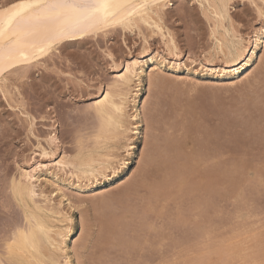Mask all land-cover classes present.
<instances>
[{
  "label": "rangeland",
  "instance_id": "1",
  "mask_svg": "<svg viewBox=\"0 0 264 264\" xmlns=\"http://www.w3.org/2000/svg\"><path fill=\"white\" fill-rule=\"evenodd\" d=\"M12 1L14 0H0V5H6ZM213 1L211 0L212 3H215ZM262 2L260 0H225V10L229 13L230 18L225 20L224 24L230 27L231 34L225 33L224 28L221 26L217 36L223 38V51L227 56L220 53L221 49L215 39L216 35L211 30L215 25V19L209 10V4L204 0H172L170 4L168 3L165 9L166 12L164 11L165 16L162 19L164 32L169 31L171 34L167 33L168 37H166L167 34L163 36L158 31L150 32L149 30L152 29L145 25L128 29L117 26L106 33H100L95 38H88L84 42L59 46L56 48L57 50H53L50 55H46L47 57L40 58L39 62L34 63L27 70H19L14 74H8L7 80L4 83L0 82V101H2L0 102V197H3V199L0 198V204L6 206L4 202H8L7 206H10V210H13L14 207V211L10 213L9 208H6L7 206L2 207L0 205V215H3L0 217L3 222L0 221V223L3 225L6 223L7 228L9 224H16L15 220L17 223H20L22 219V222L24 221L23 208L12 196L10 192L11 183H9L10 179V182H12L17 177L19 178L22 169H31V166L37 162V164H46V162L50 164L51 159H53L51 155L54 154L55 158L64 154L73 157L80 149V143L86 145L89 142L86 146H89L90 143L89 147L95 146V144L92 145L95 142H92L95 135L91 132H94L97 126L100 128V119L97 112H94L95 109L91 103L101 95V89H103V92L107 91L110 86L109 83L112 79L110 84L114 82L117 73L125 71L126 62L138 58L143 61L144 72L141 76L140 85L138 86V80H135L131 85L126 124H128L130 115L134 114L133 99L135 93L139 92V101L136 108L141 113L139 128H143V132L135 134L133 137L138 151L127 161L126 169L124 168L99 184L84 183L82 180H77L72 173V176L70 173L65 172L63 175V171L59 172L53 169V173H58V181L49 175V177H46L42 175L43 173L39 174L41 181L38 182V185L42 187L39 186L38 189L43 190L47 196L50 194L49 197L54 204L58 205L60 203L61 193L65 189L67 190V192H64L66 198L60 209L68 212L73 218V224H70L73 227V232L67 237L68 250L73 248L75 239H80L77 259L81 264H84V262L86 264H98L97 257H94V254L98 251H100V254H102V251L105 253L103 252V256L97 253L96 256L104 258L105 254L108 255L104 258L106 260L103 262L104 264H130L132 260L133 262L136 261V256L140 257L148 254L144 256L148 259L149 256L153 255L145 250V248H148L146 246L148 243L145 242L148 236L144 238V234L141 233L143 236L140 234L143 230L140 229V223L137 224L139 222L137 217L142 209L140 204L145 199V197H141L145 196V187L142 185L144 174L142 170L145 167L142 166H145V162L148 161L147 158L153 154L152 152L157 145L160 144L159 146L164 147V149L166 147V150L169 151L166 140L169 139L168 137L170 139L174 137V139L181 140L180 147L182 149L180 151L182 155H192L204 150L203 152H208L206 155L204 154L205 156H213V158L206 159L205 163L197 164L199 167L197 169L207 170L211 166L212 169L220 170L216 176L220 189L218 194L215 193L217 197L213 195L217 200L212 196V202L215 200L219 203H215L218 204V206L215 205V208L218 207L219 210L217 213H212V217L215 222L218 221L219 234L222 240L221 249L224 250H221L220 254L212 253L208 255L205 257L203 264H260V261L264 260V62H261L260 59L261 55L264 56V50L259 47L256 49V55L252 63L237 80H226L227 77L222 79L217 76V73L219 68L226 64V61L231 60V57H228V47L234 36L242 38L243 45L249 49L252 48L254 36L257 32H260L256 24L259 22L257 12L260 10V5L264 4ZM202 3L205 6H202ZM216 4L218 5L219 1H216ZM149 34L151 37H149ZM171 36L177 43V49H172L173 45L169 43ZM143 49L144 51H142ZM177 53L179 56H176ZM151 57L156 63L160 64L158 68L160 71L158 69L156 71L160 72L157 75L163 80L161 85L158 83L159 85L155 84V86L149 81L148 73L151 70L150 67H153L155 63L151 60ZM192 61H195V64ZM121 65H123L124 71L121 70ZM19 73L24 76L19 75ZM230 82H233V84H230ZM4 95L5 97H3ZM195 118L196 122L198 121L197 123L192 122L195 121ZM195 125H201V127ZM202 130L205 132L203 133ZM96 133L97 131L94 134ZM55 134L59 139L58 151L55 145L49 142L50 136ZM83 136L85 137L83 138ZM203 136L204 138H201ZM200 138L203 140L206 138L208 142L203 140L202 142ZM174 139L172 140L174 141ZM163 140L166 144L163 143ZM209 140L213 143L211 144ZM115 141L114 139L107 141L101 152L111 151L115 147ZM177 142L179 143V141ZM40 143L43 147L39 146ZM182 144H185V147ZM77 145L78 148H76ZM43 149H46L48 156L43 153ZM50 151L54 154H51ZM182 155L180 156L183 161L180 157L177 164L179 162V164H182H180L181 166H184V160L188 158ZM45 168L47 169V167L43 169L45 170ZM228 173H230L229 176ZM65 174L71 176V178L69 176L70 180L68 175ZM200 179L201 175L199 173L193 175L191 185ZM78 185L88 186L89 189L79 192L76 190ZM7 189L10 192L8 196L6 195L8 192L5 191ZM125 189L126 191H124ZM93 192L95 195H93ZM80 196L82 197L80 198ZM43 199L40 198L42 201ZM101 202L105 205L102 206ZM173 206L171 207L174 208ZM128 209L131 211L136 209L137 211L132 214ZM157 212H159L158 209ZM103 213L107 214L108 219L105 218L106 216ZM152 214L146 215L148 217H146V221L148 220V223L153 221L152 223L157 228L168 222L164 221L165 218L162 216L159 215V218L154 213ZM135 215L138 216L135 217ZM132 218L135 220L134 222ZM57 219L56 216L51 219L55 229L67 230L69 223H59ZM111 219H114L116 223L123 222L120 223L121 225L124 224L120 226L122 227L120 230L124 229L121 233L128 236H122L121 234V238L124 237L122 239L128 238L129 240L131 238V240L139 239L140 241L141 239L144 241L143 244L141 241V245H145L143 254H141L143 251H141L142 247H140L139 241L134 244L136 251L133 249L137 252L139 250L137 246L139 245L140 250L137 253H133L134 251L131 253V244L125 247L126 245H122L121 241L118 242L119 237L110 241V244L104 242L103 245H97L101 242L97 241L100 233L99 226L102 225L100 221L106 220L108 222L110 220L112 222ZM118 219H121L120 222ZM129 220L131 225L126 224ZM137 225L140 228L137 229L138 231H134ZM128 226H131V229ZM126 227L128 228L127 232L125 231ZM179 228L176 227V230L178 229L175 232L177 236L185 237L186 234L189 237L191 236L188 232L192 228L186 227V230ZM4 229L5 226L1 230ZM128 230H131V233ZM179 230H185L186 233ZM129 234L132 237L142 238L135 239ZM182 234H185V236ZM132 241L128 243H132ZM99 246H102L103 250H100L101 247L98 248ZM92 247L95 249H92ZM146 251L148 253H145ZM50 252L58 257L59 261L64 258L62 252H56L53 248L50 249ZM91 253L92 256L90 257ZM124 254L126 255L124 256ZM135 254L137 255L135 256ZM183 254L174 255L172 260L176 264L184 262L195 264L197 261L196 255ZM149 258L154 259V256ZM96 259L97 262H95ZM120 259L124 260V263Z\"/></svg>",
  "mask_w": 264,
  "mask_h": 264
},
{
  "label": "bare ground",
  "instance_id": "2",
  "mask_svg": "<svg viewBox=\"0 0 264 264\" xmlns=\"http://www.w3.org/2000/svg\"><path fill=\"white\" fill-rule=\"evenodd\" d=\"M204 1H206L209 4V5L208 4L207 5L210 6L209 10L211 11V14H213V17L215 19V25L213 26V28L211 30H213V33L216 35L215 39L217 41L219 48L221 49L220 53H224V51H223V46H224L223 38L217 36V33L220 32V27L222 26L225 30V33L231 34L230 27H228L227 25L224 24V21L230 18L229 13L227 12V10H225V8H226L225 0L224 1L223 0H214L215 3H212L211 0H204ZM216 1H219L218 5L216 4ZM260 1L262 2V0H260ZM171 2H172V0H155V2H154V0H110V3L107 7H101V8H99V10H97V9H86V10H83V11H81L79 13H75V14L71 13V12H67V13L63 14L56 21H50L46 18H43V16H40V18H38V12L37 11L29 10L28 0H14V1L6 4V5H0V82L4 83L7 80V75L10 73L14 74V72L16 73L19 70H21V71L27 70L34 63L39 62L40 58H43L46 55H50L52 53V51L55 50L56 48H58L59 46L84 42L88 38H91V37L95 38V36H97V35L99 36L100 33H106L107 31H110L111 28L114 29L117 26H121L124 29H128V28H134V27L136 28V27H139L140 25H145V26L149 27V29L150 28L152 29V30H149L150 32L151 31H153V32L158 31L159 34L161 32L162 35L165 36V34L169 33V31H167V33L164 32V26L162 25V19H163V16H165L164 11H165L168 3L170 4ZM263 2H264V0H263ZM12 5H19V7L14 8V7H12ZM202 6H205V4L202 3ZM257 11H258V9H257ZM142 30H143V28H142ZM257 33H259V32H257ZM143 34H144V32H143ZM172 36L170 37L171 39L169 38L170 39L169 43H171V45H173V48L171 47L172 49H177V46H176L177 43H175V40ZM211 36H213V35H211ZM149 37H151L150 34H149ZM166 37H168V34ZM246 37H248V36H246ZM92 40H94V39H92ZM162 41L164 42V40H162ZM145 47H146V45H145ZM258 47H259V44L256 41V35H255L254 40L252 42V48L250 49V51L242 52L241 51L242 49L248 50L249 48L243 45V39L242 38L234 36L233 41L231 42L230 46L228 47V57H231V60L226 61V64L221 66L219 68V70L217 69L218 70L217 76H220L222 79L224 77H227L226 80H230V81L234 80V79L237 80V78H239L243 74L244 70L252 63V60L254 59V57L256 55V49ZM142 51H144V49ZM174 55H175V53H174ZM245 55L247 56V58L244 59L242 63H240L239 61ZM176 56H179L178 53ZM225 56H227V54H225ZM261 57H262V55H261ZM151 60L153 62H155L153 57H151ZM176 62H178V61H176ZM142 63H143V61H140L138 58L132 59V60H129L128 62H126L125 63L126 65L124 67L125 71L122 70L124 72L121 71L122 73H117L114 82L112 84H110L113 80L112 79L111 82L109 83L110 86H109V88H107V91L103 92V95H100L91 103L92 107H94V109H95V110L93 109L94 112L95 111L97 112V114L99 115V119L101 121V123L99 121V124L101 125V126L99 125L100 128H98V126L96 127L99 129V131H98V129L95 128V131H97V133L94 134L95 131L91 132V133H93V135H95V137L92 139V142L95 141L94 143H92V145L95 144L94 147H89L91 143L89 144V146H86L89 142L86 143V145H84L85 143L84 144L80 143V146H79L80 149L77 151V154L75 153V155L73 157H71L72 155L69 156V154L68 155L64 154L61 157L59 156L60 158H58V159L55 158V154H54L55 148L52 147V148H54V150L52 149L54 153L52 151H50V152H52L51 154H54V155L53 156L51 155V157L53 159H51L50 164H47V162H46V164H43V163L37 164L38 163L37 162L36 164L31 166V169H22L21 175L19 176V178L17 177L18 179L16 178V179L12 180V182H10L11 181V179H10V181H9V183H11L10 184V192H11L12 196L14 197V199L18 202V204L23 208L22 211H24V214H23L24 215V221L22 222V220H23L22 219L20 222V219H18V217H17V219L19 220L20 223H17V221L15 220L16 224H14V223L12 225L9 224V226H7V228H6V223L4 225L0 223L1 226L2 225L5 226L4 230H1V229H3V226L2 227L0 226L1 227L0 230L3 231L2 233L0 231V264H60L58 257H56L55 255H53V253L50 252V249H52V248L56 252L57 251L62 252L64 254V257H65L66 251L68 250L67 237H69L73 232V227L71 226L73 224L72 216L68 212H64L63 210L60 209L61 205L64 202V199L66 198V194L64 192H67V190L65 189L64 192L61 193L62 198L60 200V203L58 205L54 204L49 197L50 194L47 196L43 192V190H41L40 188L38 189V187L41 186V185H38V182L41 181V177L39 176V174L43 173L42 175L43 176L45 175L46 177L49 175L53 179H57L56 181L59 180V178L57 176L58 173H53L52 169L55 171H59V172L63 171V175L65 172V173H70V174L72 173L73 175H75L74 177H76L78 174L82 176L83 175V169L85 167H89L93 164H98L101 161L106 159V157L108 156L110 151L108 150L105 153H103L104 151L101 152V150H103L105 148L104 146L107 144V141H109L111 139L117 140V137L122 135L121 129L125 128V126L127 125L126 119L128 116L127 109H128V104H129V97L131 94V85L135 80H138L139 81L138 86L140 85L141 76H142V73L144 72ZM237 64H239V66H237ZM159 65H160L159 63L155 62L153 67H150L151 70L148 69L149 70V73H148L149 81H151V83L154 85L158 84V83L161 85V83H163V80L161 78H159L157 75V73H160V72L156 71L159 68ZM178 66H180V65H178ZM170 68H171V66H170ZM211 70L213 71L214 69H211ZM20 74L21 73H19V75ZM22 76H24V75H22ZM241 78H244V77H241ZM241 81H242V79H241ZM235 82H237V81H235ZM238 82H239V79H238ZM151 83H150V85H151ZM227 83L229 84L228 81H227ZM231 83L233 84V82H230V84ZM6 87H8V86H6ZM13 87H15V86H13ZM137 90H139V89H137ZM4 92H6V91H4ZM6 95H7V93H6ZM9 95H10V92H9ZM3 97H5V95ZM131 99H133V98H131ZM138 101H139V92L135 93V97L133 99L134 108H135L133 115L137 116V118H138V123L135 126L136 128H139L140 127L139 125H141L140 124L141 123V121H140L141 113H140L139 109L136 108V106H137L136 104ZM173 103H174V100H173ZM130 116H132V115H130ZM146 119H147V117H146ZM192 122H196V118H195V121H192ZM195 126H198V125H195ZM30 127H31V125H30ZM198 127H201V125ZM30 130H32V129H30ZM202 132L204 133L205 131L202 130ZM139 133L140 132H136V134H139ZM32 134H33V132H32ZM93 135L91 134V136H93ZM48 136H50V135H48ZM56 136H57L56 134L50 136L49 142L51 144L55 145V147L58 151L59 139ZM204 136L201 138H204ZM84 137L85 136H83V138ZM168 138L169 139L166 138L167 139L166 140L167 141L166 146L170 150L167 151L166 147L164 149V147L162 148V146H159L160 144L157 145L154 148V151L152 152L153 154L150 155V156H152L151 159H150V156L148 157L149 159L147 158L148 161H146L144 159L146 161L145 166H142V167H145V168H143L144 171L142 170V172H144V174L142 173L143 174V184L142 185H143V187H145V190H144L145 196H141L140 194L139 195L141 197H145V199L142 201L143 204L139 203L140 205H142V209L140 210L141 211L140 215L139 216L137 215L138 217L135 215V217H137V219L139 218L138 219L139 222H137V224L140 223L139 226L141 228L137 225V227H135L136 229L134 231H136L138 228H140L143 230L142 232H140V229H139L140 234L143 233L145 236L144 238H146L148 236L146 238V241H145L148 243L146 245V246H148V248H145L144 247L145 245H143V246L141 245V241H142V244L144 242L143 240L140 239V241H139V239H136V238H142V237H134V236L132 237V235L129 234V236L131 235V237L135 238L136 240L132 239V240H134V241H132L131 238H129V240H128V238L127 239L125 238V240H124V239H122L124 237L121 238V234H122L121 232L124 230V229L120 230V228H122L120 226L124 225V224H122V225L120 224V223H123L122 221L120 222L121 219L120 220L118 219L120 223H116L114 221V219H111L112 222L110 220L108 222L106 220L100 221V223L102 222L101 223L102 225L99 226L100 227L99 228L100 233H99L97 241L99 240L98 242L101 241L102 243L100 242V244H97V245H103L104 242H106L105 244H107V242L109 243L110 241L116 240V239H118L117 237H119L120 240H118V242L120 243V241H121L122 245H126L125 247H127L128 244H131L130 245L131 250L129 249L131 251V253L135 249L134 244L138 243V241H139L140 247H142L141 251H143V247H144L145 250H148V252L152 253L153 255L152 254L151 255L154 256V259L149 258L152 256H149V257L147 256L148 257V259H147V258H144V256H146L148 254L141 255L142 257L140 255H139L140 257H138V256H136L137 254H135L137 259H136V261L134 260V262L132 260L133 263L131 262L130 264H176L175 261L172 260L173 259L172 257L176 254L182 255L183 253H184L183 255H191V254L196 255L197 261L195 262V264H203L205 257H207L208 255H211L212 253H219L220 254L221 250H224V249H221L222 240H221L220 234H219V224L217 223L218 221L215 222V220H213L214 218L212 217V213L213 214L217 213L219 210L218 207L215 208L216 207L215 205L218 206V204H219L217 201H215V200H217V198L215 199V197H217V196H215V193L218 194L219 189H220L219 188V181L217 180L218 178L216 179V176L219 174L220 170L212 169L211 166L207 170H205V169L202 170L201 168L197 169V167H198L197 164H203L206 162V159L208 160L211 157L213 158V156H205L208 152L207 153H206V151L203 152L204 150L202 151L203 153L198 152V153H194L192 155L187 154V156L184 154L182 155L181 154L182 152L180 151V149H182V147H180V145H181L180 141L181 140H178L177 138H175L177 141H179V143H178L174 139V137L171 139H170V137H168ZM172 139H174V141ZM209 139H210V137H209ZM202 140L203 139H201V141ZM85 141L87 142L88 140H85ZM203 141L205 142L206 138ZM210 141L211 140H209V142ZM206 142H208V140ZM163 143H165V140H163ZM212 143H213V141H212ZM78 145L76 148H78ZM39 146L41 147L42 144ZM46 146H48V145H46ZM202 146H204V145H202ZM199 148H201V147L199 146ZM207 149H208V147H207ZM207 149H205V150H207ZM147 151H149V150H147ZM43 153L47 154V156H48V152L46 151V149H43ZM148 153H150V152H148ZM44 154H43V156H45ZM62 154H63V152H62ZM180 155L188 158L187 160H184V162H185L183 164L184 166H181L182 164L180 163L181 164L180 165L179 162L177 164V160L181 157ZM188 155H190L191 157ZM47 160H49V159H47ZM182 161H183V158H182ZM42 166H43V168L47 167V169L45 168V170H44L42 168ZM43 170H44V172H43ZM229 172H230V170H229ZM118 173H119V171H118ZM197 173H199V175H201V179L199 181H197L196 183H194L193 185H191L192 176L197 175ZM72 174H71V176H72ZM229 174L230 173H228V176H229ZM114 175H116V174H114ZM69 176L70 175H68V179L70 180L71 176H70V178H69ZM83 184H81V185H83ZM81 185H78L76 187L77 191L84 192V191L89 189L88 186H81ZM141 186H139V187H141ZM139 187H137V188H139ZM135 188H136V186H135ZM8 189L5 191L8 192L9 191ZM58 189H60V188H58ZM92 190H93V188H92ZM124 191H126V189ZM127 191H128V189H127ZM141 191H142V188H141ZM10 192L6 193V195L8 196V194ZM3 194H4V191H3ZM93 195H95V193ZM212 196L215 199V200H213L214 206H213V202H212V199H213ZM81 197L82 196H80V198ZM40 198L41 199L44 198L43 201L40 200ZM1 199H3V197ZM7 199H8V197H7ZM4 200H5V198H4ZM72 202H74V201H72ZM80 202H81V200H80ZM7 203L4 202V204L6 206H7ZM10 203H11V201L9 202V204ZM215 203H218V204H215ZM14 204H15V201H14ZM101 204H102V206L105 205V204L103 205L102 202H101ZM172 204L175 206H173ZM140 205H138V206H140ZM6 206H2V207H6ZM8 206L6 208L7 209L9 208V210H10V206L9 207ZM11 206H12V204H11ZM171 206H173L174 208H172ZM7 209H5V211ZM17 209H16V211H17ZM157 209L159 210V212H157ZM11 211H14V207H13V210H10V213H11ZM129 211L132 212V214H133V212H135L137 210L135 209L133 211H131V210H129ZM149 213H151V214L154 213L159 218H160V216H162L163 218H165V220L163 218H162V220L168 221V222H165V224L163 226H160L157 228L156 225H154L152 223L153 221L152 222L149 221L150 223H148V220L146 221V217H147L146 215H148ZM111 214L113 216H115L113 213H111ZM134 214H137V213H134ZM4 215H6V214L4 213ZM1 216H3V215L1 214L0 217ZM55 216L58 217L57 221L59 223L60 222L61 223H63V222L69 223V226H67V230L66 229L63 230L61 228L55 229V226L51 223V219ZM105 216H106L105 218L108 219L107 214ZM7 217H9V216L7 215ZM132 217H134V216H132ZM158 217H155V218H158ZM102 218H104V217H102ZM111 218H113V217H111ZM152 218H154V217H152ZM128 219H130V218H128ZM150 220H152V219H150ZM0 221L3 222V220H1V219H0ZM57 221H56V223H57ZM134 221L135 220L133 219V222ZM124 223H125V221H124ZM126 224L131 225L130 220ZM134 224L136 225V223H134ZM60 225L62 226V224H60ZM176 227L184 228L185 230H186V227H188V228L190 227V228H192L191 231L193 230V232H191L189 230L190 232H188V233H190L189 234V235H191L190 237L187 236L188 234H186L187 237L185 236V234H182L185 237H179L175 234V232L178 230V229L176 230ZM124 228H125V226H124ZM128 228L131 229V226L130 227L128 226ZM128 228L126 227V230H125L126 232H127ZM185 230L184 231L179 230V231L180 232L182 231V233H184ZM128 231L130 232L131 230H128ZM192 233H193V235H192ZM143 234H141V235L143 236ZM123 235H125V233L122 234V236ZM178 235H179V233H178ZM125 236H128V235H125ZM79 240L80 239L74 240L73 248H75L76 252H77V249L79 248V245H80ZM95 241H96V239H95ZM129 241L130 242L132 241V243H128ZM125 243H127V244H125ZM65 246H67V248ZM120 247H121V244H120ZM140 247H139V245L137 246V248H139V250H140ZM98 248H100V250H103L102 246H99ZM98 248H97V250H98ZM92 249H95V248L92 247ZM122 249H124V248H122ZM97 250H96V252H97ZM104 250H106V248H104ZM125 250H127V249H125ZM139 250H137V252ZM135 251H136V249H135ZM135 251L133 253H137ZM144 251L141 252V254H143ZM94 252H95V250H94ZM99 252L100 251H98L97 253H99ZM103 252L104 251H102L101 253L104 254L105 252L104 253ZM121 252H122V250H121ZM129 252H128V254H129ZM148 252L146 251L145 253H148ZM97 253L94 254L95 255L94 257H97L98 264H102L103 262L106 261V260H104L105 256H108V255L105 254L104 258L103 257L101 258L99 256H96ZM102 254H100V255H102ZM125 255L126 254H124V256ZM132 255H131V257H132ZM91 256H92V253H91L90 257ZM124 256H123V258H124ZM133 257H134V255H133ZM97 259L95 260V262H97ZM107 259H108V257H107ZM122 259H120V260L123 262L124 260H122ZM133 259H135V258H133ZM92 262H94V261H92ZM156 262H158V263H156ZM182 264H187V263L184 262ZM191 264H193V263H191Z\"/></svg>",
  "mask_w": 264,
  "mask_h": 264
},
{
  "label": "snow or ice",
  "instance_id": "3",
  "mask_svg": "<svg viewBox=\"0 0 264 264\" xmlns=\"http://www.w3.org/2000/svg\"><path fill=\"white\" fill-rule=\"evenodd\" d=\"M109 3L110 0H28L29 10L37 11L38 18L43 16V18L50 21L58 20L67 12L75 14L86 9L99 10L101 7H107ZM12 7H19V5H12ZM253 7H255V5H253ZM258 16L259 22L256 24V27L260 29V32L256 34V41L259 44V48L264 50V4H261ZM241 30L243 31L244 29ZM241 51H250V49H242ZM246 58V55L243 56L239 62L242 63ZM260 59L261 62H264V56ZM192 63L195 64V61H192ZM253 63H255V61H253ZM237 66H239V64H237ZM121 70H123V65H121ZM101 95H103V89H101ZM137 123V116H130L128 118V124L125 128L121 129L122 135L117 137L115 147L111 149L106 159L98 164L85 167L83 169V175L81 176L78 174L75 178L77 180H82L84 183L99 184L110 178L112 175L117 174L118 171H122L126 168L127 161H129L135 152L138 151L136 141L133 137L136 132H143V128L135 127ZM58 158L59 157H57V159ZM70 243L71 242L69 241V244ZM65 247L67 248V246ZM60 264H81V262L77 259V252L75 248L66 251L65 257L61 259ZM84 264H86V262H84ZM260 264H264V260L260 261Z\"/></svg>",
  "mask_w": 264,
  "mask_h": 264
}]
</instances>
